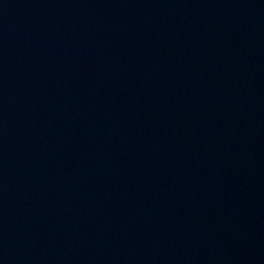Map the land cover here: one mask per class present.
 I'll list each match as a JSON object with an SVG mask.
<instances>
[{
    "label": "water",
    "instance_id": "1",
    "mask_svg": "<svg viewBox=\"0 0 264 264\" xmlns=\"http://www.w3.org/2000/svg\"><path fill=\"white\" fill-rule=\"evenodd\" d=\"M0 264H264V0H0Z\"/></svg>",
    "mask_w": 264,
    "mask_h": 264
}]
</instances>
